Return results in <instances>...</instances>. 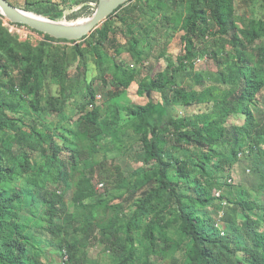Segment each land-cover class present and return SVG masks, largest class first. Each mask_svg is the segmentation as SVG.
<instances>
[{
  "label": "trees",
  "instance_id": "1",
  "mask_svg": "<svg viewBox=\"0 0 264 264\" xmlns=\"http://www.w3.org/2000/svg\"><path fill=\"white\" fill-rule=\"evenodd\" d=\"M9 1L53 19L66 8L64 0ZM166 31L180 32L184 48L164 64L157 46ZM41 33L37 45L21 41L0 20V264H48L37 238L45 232L72 264H89L90 245L103 246L109 264H264L256 222L264 206L248 190L236 198L230 178L243 156L253 152L259 172L264 160V16L239 17L235 0H129L80 40ZM62 42L81 57L85 44L117 91L98 103L87 61L72 74L66 51L57 50ZM203 50L227 87L197 73L203 89L179 84ZM81 80L74 118L67 105ZM135 81L147 101L123 109L116 97ZM209 101L206 112L173 108ZM237 114L242 122L230 123ZM135 143L139 167L127 174L108 166L110 151L127 153ZM97 177L107 190L126 188L117 202L99 194ZM217 199L237 207L241 220L219 223L210 208ZM84 235L89 243L77 242Z\"/></svg>",
  "mask_w": 264,
  "mask_h": 264
},
{
  "label": "rangeland",
  "instance_id": "2",
  "mask_svg": "<svg viewBox=\"0 0 264 264\" xmlns=\"http://www.w3.org/2000/svg\"><path fill=\"white\" fill-rule=\"evenodd\" d=\"M66 5L64 14L60 16L62 20L66 21H76L79 19H84L94 12L97 7V0H64ZM237 7V15L242 17L244 15L254 16V17H263L264 16V1L263 0H235ZM35 12V11H34ZM37 13V12H36ZM49 17V16H48ZM7 19L4 15H0V20H2L3 24L8 27ZM241 25V23H240ZM30 27V26H29ZM32 28V27H31ZM14 36H17L19 40L29 41L35 45L39 44L44 40V35L34 29L25 28L17 31L16 33L12 32ZM157 48H164V56L162 61L164 64L168 62H175L177 56L183 51L184 42L181 38V33H176L174 31H166L163 36L158 39ZM83 44V43H82ZM61 46V48H57L58 51H66L67 59L70 62V70L72 74L80 72L82 74L85 70L84 62L87 61L88 65V79L93 83L95 89L97 90V94H102V98H100L98 103H103L105 101V93L110 90H115L111 82V75L107 76V84L102 81L99 76V69L95 62L94 57L87 51L85 44H83V49L85 50V57H81L79 54L75 52L74 43L68 42L61 44H57ZM164 46V47H163ZM124 57L131 60V55L128 52H124ZM153 58V57H152ZM151 58V59H152ZM134 62V61H133ZM151 63V62H150ZM149 63V64H150ZM220 66L213 59V57H209L205 51L203 50L200 54L199 59L196 60L194 68H189L185 70L184 73H181L178 76V82L181 86H185L186 88H201V81L196 77V73L200 74L205 81V84H209L210 86H219L227 87V85L220 84L217 81L218 71L220 70ZM144 73L147 71V67L143 66ZM11 75H17L16 73H11ZM78 79H82L78 78ZM82 80L77 83L76 88L71 90L73 96H70V102L67 105V112L71 117L76 118L78 116V112L76 109V104L74 102V98L78 101L81 100L82 96ZM54 92L58 90V86L54 84L53 88ZM158 89H155V91ZM122 93L116 97L118 103L123 109L131 106L134 103H144L147 101V98L144 95L138 93V82H133L128 89H122ZM216 93V91H214ZM157 96V93H154ZM258 107L260 109V113L264 114V90L259 96ZM214 106L213 101L201 103L198 105H192L190 107L183 106H174V110L178 115H186L194 112H206L210 111ZM243 115L237 114L230 118V123L240 124L243 120ZM131 135H126V144L134 143L136 140L134 137V133L131 130ZM254 153H250L247 157H242L232 168L231 170V183H232V192L235 197L238 198L241 195L242 190H248L251 193L253 199H256L261 206H264V177L262 176V172L264 174V160L262 161L261 172L257 171L256 168L252 166L253 164V155ZM111 162V163H110ZM108 166L112 163H118L121 165L122 169L125 173L130 174L133 170L139 167L142 164V160L139 157V149L137 143H135V147L131 149L130 152H122L119 150H113L108 153ZM99 177L96 178L97 187ZM99 194L108 200H114L117 202L120 198L119 196L123 195L125 192V187L115 188L112 190H107L104 186L98 187ZM67 200L70 201L71 192L67 195ZM210 208L214 211L215 217L220 221H223L225 217L233 218L241 220L240 212L237 207H234L232 204H229L225 201V199H217L210 206ZM259 215L256 214V222L257 225L261 228H264L263 223V214L264 211L257 210ZM70 218L68 216L64 217L63 223L71 229V224L69 223ZM38 240L40 241L39 246L42 248V256L44 260L48 264H64V250H59V248L54 246L52 240H50V235L46 232L43 234L37 235ZM81 244H88V236H80L78 241ZM84 246V245H82ZM88 257L87 262L89 264H109L110 255L108 252H105L103 246L101 245H90L88 248ZM157 264H164L163 262H158Z\"/></svg>",
  "mask_w": 264,
  "mask_h": 264
},
{
  "label": "water",
  "instance_id": "3",
  "mask_svg": "<svg viewBox=\"0 0 264 264\" xmlns=\"http://www.w3.org/2000/svg\"><path fill=\"white\" fill-rule=\"evenodd\" d=\"M129 0H98L92 15L76 21L53 19L14 5L9 0H0V13L10 21L26 24L33 29L56 38L80 40L99 27L106 18ZM150 94V91L148 92Z\"/></svg>",
  "mask_w": 264,
  "mask_h": 264
},
{
  "label": "built area",
  "instance_id": "4",
  "mask_svg": "<svg viewBox=\"0 0 264 264\" xmlns=\"http://www.w3.org/2000/svg\"><path fill=\"white\" fill-rule=\"evenodd\" d=\"M7 24H8V29L11 32H14V33H16L17 31H19L21 29H25V28L33 29V28L29 27L26 24H22V23H18V22H13V21H10L9 19H7ZM34 30H36V29H34ZM36 31H38V30H36ZM38 32H40V31H38ZM44 39H45V35H44ZM101 97H102V94H97V99H100ZM102 186H103V183L102 182H99L98 183V187L100 188ZM219 193L220 192H218V194ZM63 254H64V257H63L64 264H72L71 261H70V258H69V254L67 253V250L66 249L64 250Z\"/></svg>",
  "mask_w": 264,
  "mask_h": 264
}]
</instances>
